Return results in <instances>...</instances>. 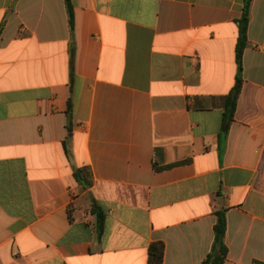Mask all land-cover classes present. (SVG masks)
Returning <instances> with one entry per match:
<instances>
[{
	"label": "crops",
	"instance_id": "obj_1",
	"mask_svg": "<svg viewBox=\"0 0 264 264\" xmlns=\"http://www.w3.org/2000/svg\"><path fill=\"white\" fill-rule=\"evenodd\" d=\"M71 3L0 0V264H264V0L227 134L244 0Z\"/></svg>",
	"mask_w": 264,
	"mask_h": 264
},
{
	"label": "trees",
	"instance_id": "obj_2",
	"mask_svg": "<svg viewBox=\"0 0 264 264\" xmlns=\"http://www.w3.org/2000/svg\"><path fill=\"white\" fill-rule=\"evenodd\" d=\"M69 15H70V25L72 28V32L74 30V12L71 0H66ZM252 0H244V8L243 15L241 19L238 21L239 23V39L237 44V62H238V76L237 82L232 90L230 96L227 99L226 108L227 110L230 108L229 112L226 113L225 124L223 128L224 134H227L230 126V121L232 120L236 104L238 101V97L242 87V73H243V54L248 44V27L250 23V7ZM68 117L70 119V124L68 126L69 129V137L72 135L71 128V116H72V102L69 101L68 107ZM75 178L76 180L84 187H90L93 183L92 173L89 168L83 167L75 170ZM95 208V207H94ZM217 222L214 226V243L212 247V251L209 253L207 258L204 260V264H225L228 255V247L225 243V236L227 231V217L226 210H220L216 212ZM97 230L98 232H102L103 230V215L99 212L97 213ZM164 252L165 245L163 242H153L149 248V263L150 264H163L164 262Z\"/></svg>",
	"mask_w": 264,
	"mask_h": 264
},
{
	"label": "built area",
	"instance_id": "obj_3",
	"mask_svg": "<svg viewBox=\"0 0 264 264\" xmlns=\"http://www.w3.org/2000/svg\"><path fill=\"white\" fill-rule=\"evenodd\" d=\"M197 57H199V55H197Z\"/></svg>",
	"mask_w": 264,
	"mask_h": 264
}]
</instances>
